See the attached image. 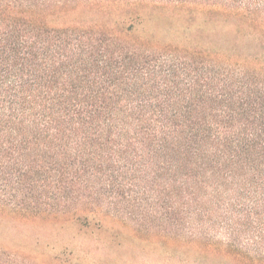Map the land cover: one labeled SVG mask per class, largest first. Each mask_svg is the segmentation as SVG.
<instances>
[{"label": "trees", "instance_id": "trees-1", "mask_svg": "<svg viewBox=\"0 0 264 264\" xmlns=\"http://www.w3.org/2000/svg\"><path fill=\"white\" fill-rule=\"evenodd\" d=\"M0 216L264 264V0H0Z\"/></svg>", "mask_w": 264, "mask_h": 264}, {"label": "rangeland", "instance_id": "rangeland-1", "mask_svg": "<svg viewBox=\"0 0 264 264\" xmlns=\"http://www.w3.org/2000/svg\"><path fill=\"white\" fill-rule=\"evenodd\" d=\"M159 22L162 20L157 19L146 30H158ZM161 36L169 40L167 33ZM68 219L61 216L25 222L0 216V247L40 263L60 256L62 264H164L152 246L133 239L139 228L134 222L102 219L108 231L99 237L96 229L81 228Z\"/></svg>", "mask_w": 264, "mask_h": 264}]
</instances>
